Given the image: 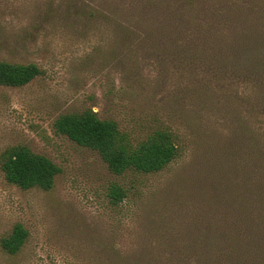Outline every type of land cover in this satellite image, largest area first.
Wrapping results in <instances>:
<instances>
[{"label": "rangeland", "instance_id": "rangeland-1", "mask_svg": "<svg viewBox=\"0 0 264 264\" xmlns=\"http://www.w3.org/2000/svg\"><path fill=\"white\" fill-rule=\"evenodd\" d=\"M207 2L178 34L184 64L114 66L108 21L64 18L68 0H0V59L42 70L0 86V151L24 144L60 167L49 190L0 171V238L15 222L29 231L0 264H264V0ZM84 109L135 141L169 130L178 154L158 172L113 174L53 129ZM111 182L127 191L116 206Z\"/></svg>", "mask_w": 264, "mask_h": 264}, {"label": "trees", "instance_id": "trees-1", "mask_svg": "<svg viewBox=\"0 0 264 264\" xmlns=\"http://www.w3.org/2000/svg\"><path fill=\"white\" fill-rule=\"evenodd\" d=\"M104 3L108 4V14L101 8ZM207 7V0H68L64 18H80L86 24L108 21L114 66H140L143 56L156 57L160 64L170 60L175 65L178 60L184 64L186 59L180 54L188 49L178 34L187 25L195 24L199 14L205 16ZM45 15L53 16L55 11L49 7ZM31 29L37 26L32 24ZM41 73L34 62L0 59V86H22ZM52 125L56 133L96 151L107 169L116 175L128 171H161L178 154L174 135L169 130H156L135 141L115 120L101 119L92 109L61 113ZM0 171L6 182L21 189L49 190L60 167L27 145L14 144L0 151ZM106 196L116 206L125 199L127 191L123 185L111 182ZM28 237V229L15 222L9 233L0 238V249L13 256Z\"/></svg>", "mask_w": 264, "mask_h": 264}]
</instances>
